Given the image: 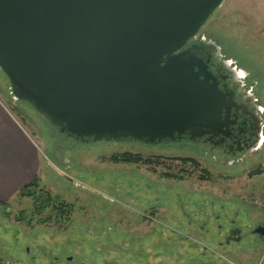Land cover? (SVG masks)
I'll return each instance as SVG.
<instances>
[{
	"label": "rangeland",
	"instance_id": "obj_1",
	"mask_svg": "<svg viewBox=\"0 0 264 264\" xmlns=\"http://www.w3.org/2000/svg\"><path fill=\"white\" fill-rule=\"evenodd\" d=\"M200 35L247 74L264 108V0H226ZM0 96L41 159L37 199L0 203V264H264L255 232L264 222V145L230 165L188 143H85L16 101L1 69ZM138 195L156 200L151 222ZM234 225L243 238L228 244Z\"/></svg>",
	"mask_w": 264,
	"mask_h": 264
},
{
	"label": "water",
	"instance_id": "obj_2",
	"mask_svg": "<svg viewBox=\"0 0 264 264\" xmlns=\"http://www.w3.org/2000/svg\"><path fill=\"white\" fill-rule=\"evenodd\" d=\"M225 2L0 0V69L16 101L85 143L219 137L234 101L188 45Z\"/></svg>",
	"mask_w": 264,
	"mask_h": 264
},
{
	"label": "flooded vegetation",
	"instance_id": "obj_3",
	"mask_svg": "<svg viewBox=\"0 0 264 264\" xmlns=\"http://www.w3.org/2000/svg\"><path fill=\"white\" fill-rule=\"evenodd\" d=\"M194 44L204 47L203 50H199L200 56L216 77L219 87L228 94V98H231L232 102L234 101L229 117V127L225 128L226 134L219 137L205 136L195 142L185 137L181 140L164 141L152 146L188 143V145L196 147L198 151L223 163L228 162L230 165L242 163L264 145V108L256 97L253 87L248 84L247 74L242 73L244 71L239 69L235 62L230 61L221 48H217L220 46L217 41L200 35L188 46ZM91 142L93 141L88 143ZM148 198L138 195L136 203L143 207L145 212H149L147 216L151 222L157 214L156 200L150 196ZM263 227L264 222L258 223L255 229L261 239H264V236L257 229ZM242 238L241 228L235 225L231 227L226 236L228 244L235 240L241 241Z\"/></svg>",
	"mask_w": 264,
	"mask_h": 264
},
{
	"label": "crops",
	"instance_id": "obj_4",
	"mask_svg": "<svg viewBox=\"0 0 264 264\" xmlns=\"http://www.w3.org/2000/svg\"><path fill=\"white\" fill-rule=\"evenodd\" d=\"M39 146L0 96V201L18 196L39 176Z\"/></svg>",
	"mask_w": 264,
	"mask_h": 264
},
{
	"label": "trees",
	"instance_id": "obj_5",
	"mask_svg": "<svg viewBox=\"0 0 264 264\" xmlns=\"http://www.w3.org/2000/svg\"><path fill=\"white\" fill-rule=\"evenodd\" d=\"M124 155V160L125 161H133V158H128L127 156H132L130 154H123ZM181 161L185 162V163H189L192 162L194 165H198V163L193 160V159H189V158H183L181 159ZM38 187H39V177H36L34 182L26 187H24L20 193H19V197L24 198V197H35V199H37V195H38ZM1 204H7V202H2L0 201Z\"/></svg>",
	"mask_w": 264,
	"mask_h": 264
}]
</instances>
